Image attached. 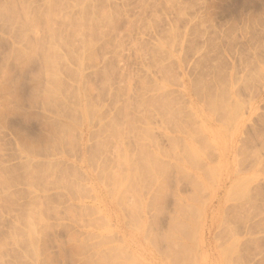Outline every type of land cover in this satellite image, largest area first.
Returning a JSON list of instances; mask_svg holds the SVG:
<instances>
[{
  "label": "rangeland",
  "instance_id": "obj_1",
  "mask_svg": "<svg viewBox=\"0 0 264 264\" xmlns=\"http://www.w3.org/2000/svg\"><path fill=\"white\" fill-rule=\"evenodd\" d=\"M0 264H264V0H0Z\"/></svg>",
  "mask_w": 264,
  "mask_h": 264
},
{
  "label": "bare ground",
  "instance_id": "obj_2",
  "mask_svg": "<svg viewBox=\"0 0 264 264\" xmlns=\"http://www.w3.org/2000/svg\"><path fill=\"white\" fill-rule=\"evenodd\" d=\"M84 109V108H83ZM87 110V109H86ZM83 114H85V112L83 111Z\"/></svg>",
  "mask_w": 264,
  "mask_h": 264
}]
</instances>
